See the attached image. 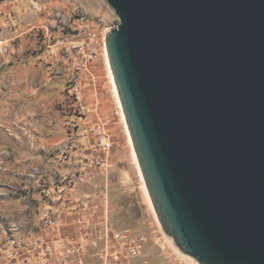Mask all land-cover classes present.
<instances>
[{"label": "water", "instance_id": "obj_1", "mask_svg": "<svg viewBox=\"0 0 264 264\" xmlns=\"http://www.w3.org/2000/svg\"><path fill=\"white\" fill-rule=\"evenodd\" d=\"M107 2L120 19L107 54L165 231L199 264H264V0Z\"/></svg>", "mask_w": 264, "mask_h": 264}, {"label": "rangeland", "instance_id": "obj_2", "mask_svg": "<svg viewBox=\"0 0 264 264\" xmlns=\"http://www.w3.org/2000/svg\"><path fill=\"white\" fill-rule=\"evenodd\" d=\"M119 24L107 0L0 1V264H15L21 244L52 225L48 210L68 197L66 187L89 181L80 176L90 168H63L93 135L89 166L108 161L99 183L115 231L147 240L129 264H199L144 197L106 61L107 34ZM91 130L107 135V153Z\"/></svg>", "mask_w": 264, "mask_h": 264}, {"label": "crops", "instance_id": "obj_3", "mask_svg": "<svg viewBox=\"0 0 264 264\" xmlns=\"http://www.w3.org/2000/svg\"><path fill=\"white\" fill-rule=\"evenodd\" d=\"M94 137L93 135L79 140L76 148L73 149L72 159L66 161L63 168V173L66 175L90 168L93 172L92 177L88 182L75 184L68 190L66 187L68 197L65 194L61 203L55 204L48 210L53 216L52 225L42 231L37 238L30 239L26 247L21 244L16 252L15 264H99L101 262L100 251L105 245L106 223L109 221L113 230L115 229L110 219V201L102 187L105 184L103 179L107 170L89 166L90 161L96 157ZM100 179L102 185L99 183ZM87 205L89 207L85 209ZM82 244L87 246V253L77 251V247Z\"/></svg>", "mask_w": 264, "mask_h": 264}, {"label": "built area", "instance_id": "obj_4", "mask_svg": "<svg viewBox=\"0 0 264 264\" xmlns=\"http://www.w3.org/2000/svg\"><path fill=\"white\" fill-rule=\"evenodd\" d=\"M97 133L96 149L100 154H105L109 151L108 137L101 131L91 130ZM94 167L108 168V161L100 162L93 161ZM93 175L92 171H84L80 176V181H86ZM89 206H85L87 209ZM105 245L100 251L101 262L99 264H128L131 259H135L140 255L144 246L146 245V238L142 235L132 234L128 231L117 232L113 230L110 222L108 221L104 229ZM80 253H87L88 248L82 244L77 247Z\"/></svg>", "mask_w": 264, "mask_h": 264}, {"label": "bare ground", "instance_id": "obj_5", "mask_svg": "<svg viewBox=\"0 0 264 264\" xmlns=\"http://www.w3.org/2000/svg\"><path fill=\"white\" fill-rule=\"evenodd\" d=\"M106 61H107V65H108V68H109V71H110V78H111V82L113 84V90H114V93H115L116 98L118 100V104H119V107H120V110H121V116H122L123 122L125 124L126 133H127V136H128L129 142H130L134 164L136 165V168L138 170L140 179H141V181L144 184V188L143 187L142 188L144 189L143 191L145 192L144 193L145 195L144 194L143 195H144L145 199H147L148 204L150 205V207L154 210L153 202H152V199H151L150 194L148 192V189H147V186H146V182H145V179H144V176H143V173H142V170H141L138 158H137V154H136V151L134 149L132 137H131V134H130V131H129V128H128V125H127V122H126V118H125V115H124V112H123V109H122V104H121L120 97H119V94H118V90H117L114 74H113V71L111 69V65H110L108 54H107Z\"/></svg>", "mask_w": 264, "mask_h": 264}]
</instances>
